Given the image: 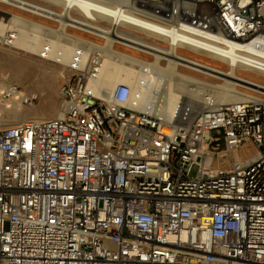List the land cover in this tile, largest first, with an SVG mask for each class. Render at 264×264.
I'll return each instance as SVG.
<instances>
[{
	"label": "built area",
	"instance_id": "built-area-1",
	"mask_svg": "<svg viewBox=\"0 0 264 264\" xmlns=\"http://www.w3.org/2000/svg\"><path fill=\"white\" fill-rule=\"evenodd\" d=\"M0 5V49L59 65L51 52L73 51L58 114L0 130V264H264V86L243 80L244 99L215 108L202 91L198 112L184 103L168 121L157 98L137 99L145 83L97 86L111 62L146 80L168 61L148 47H167L172 31L178 53L230 70L232 48L236 71L264 77V0ZM38 101L0 86V118ZM244 144L255 154L235 159Z\"/></svg>",
	"mask_w": 264,
	"mask_h": 264
},
{
	"label": "bare ground",
	"instance_id": "bare-ground-1",
	"mask_svg": "<svg viewBox=\"0 0 264 264\" xmlns=\"http://www.w3.org/2000/svg\"><path fill=\"white\" fill-rule=\"evenodd\" d=\"M130 19L132 23L139 25L141 24V21L136 18L131 17ZM13 21L16 22L18 20L14 18ZM147 29L154 32L159 31L157 28L151 25H148ZM2 30L3 27L0 26V32ZM169 37L170 38L167 39V47L165 48H158L152 45L148 47V50H150L149 52L157 59L160 55L168 57L167 66L165 68H158L156 63H152L151 68L153 69V74L151 72L152 76L150 75V77L145 80L137 78L133 74H127L122 68L121 64H113L111 62L103 66L101 76L97 81V86H99L101 89H105L107 92H110L119 83H135L136 85H142L143 83H145L146 86L144 93H137V99L140 102L144 103L152 102L151 100L153 98H157L154 106V114L161 117L165 121H168L171 115L174 113L175 109L178 106L180 107L184 103L189 104V102H193L194 112H198V110H200L201 108V104H203V100L201 98V95L199 94L200 91H205V93L209 96L208 98L210 99V101H206V103H210L211 105H213L214 108L218 106L228 105L230 103H234L244 99L243 96L236 92L235 87L240 85V83L249 85L244 81L250 82L251 80H244L237 77V71L234 69L235 66H237V61L233 57H231L236 56L237 54L235 51L232 50V48L230 49V52H225V54H223L230 58V60H227L226 62L230 63L231 65L230 71L228 73H225V71H222L220 69H217L201 62H194L195 60L180 55L176 49L178 45L177 42L179 36L172 31V34L169 35ZM182 37L185 41L189 42L190 44L201 43L202 45V42L195 38L185 36ZM25 42V37H22L19 40L17 46L22 49H26L27 45ZM72 54L73 51L71 48L59 50L57 49V51L56 49H54L53 52H51L50 58L57 59L60 65L63 66L64 64L67 65V63L71 61L70 59L72 57ZM11 65L16 67L17 69V72L15 73V78L17 80L21 76L22 70L31 71L34 68L33 66H31V64L23 66L17 63H12ZM180 67H186L195 73L221 79L224 81V84L222 86H214L207 84L204 81L198 80L193 76L182 75L179 72ZM124 74L125 77L122 78V75ZM55 79V74H47L43 80L46 84L52 85L51 83L54 84ZM190 87H194L191 89L195 90L191 91ZM258 89L261 90V88Z\"/></svg>",
	"mask_w": 264,
	"mask_h": 264
},
{
	"label": "rangeland",
	"instance_id": "rangeland-1",
	"mask_svg": "<svg viewBox=\"0 0 264 264\" xmlns=\"http://www.w3.org/2000/svg\"><path fill=\"white\" fill-rule=\"evenodd\" d=\"M0 11L3 12V5H0ZM179 54L183 56L188 55L189 53H183L180 51ZM188 56V58L193 59L196 62H201L217 69H221L222 71H225V73H228L230 71L227 67L223 66L218 59H213L212 61H210L208 55L192 54V56ZM11 62L23 66L31 64V66H33L34 68L31 70L32 72L30 70H22L21 76L17 80L15 78L17 69L13 65H11ZM166 64L167 63L165 62L163 65H160V67L165 68ZM181 71H183L185 75L193 76L196 79L204 81L210 85L222 86L224 84V81L221 79L198 74L184 67L179 68L180 73ZM47 74H55L56 83H51L52 85L46 84L43 79ZM237 74L244 80L249 79L256 84L264 86V77L260 74L250 72L245 73L243 71L240 72V70ZM63 77L64 67L62 65L42 60L32 55L19 54L17 52L0 49V86L4 87L8 85H16L28 92H37L39 94V101L34 106H23L19 111L5 110L3 112V117L0 118V130L14 125L26 118L47 119L55 117L60 109L59 91L64 83ZM243 89L244 88L241 87H235L236 92L246 90ZM201 92L202 91L199 92L200 95L202 94ZM254 154L255 150L252 145L244 144L239 150L234 153V158L237 160H241L249 158Z\"/></svg>",
	"mask_w": 264,
	"mask_h": 264
}]
</instances>
